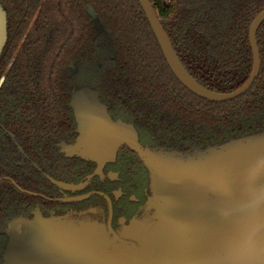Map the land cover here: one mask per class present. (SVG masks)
Returning <instances> with one entry per match:
<instances>
[{"label":"trees","instance_id":"16d2710c","mask_svg":"<svg viewBox=\"0 0 264 264\" xmlns=\"http://www.w3.org/2000/svg\"><path fill=\"white\" fill-rule=\"evenodd\" d=\"M149 2L177 59L198 84L230 93L246 82L252 68L248 29L264 11V0ZM0 7L6 17L0 125L27 152L51 153L49 140L65 121L75 84L65 71L70 60L79 71H91L95 93L160 151L185 154L264 132V23L256 32L257 79L245 95L216 104L198 99L174 78L136 0H0ZM17 161L0 129V178L16 181ZM11 194L20 199L0 182V209Z\"/></svg>","mask_w":264,"mask_h":264},{"label":"water","instance_id":"95a60500","mask_svg":"<svg viewBox=\"0 0 264 264\" xmlns=\"http://www.w3.org/2000/svg\"><path fill=\"white\" fill-rule=\"evenodd\" d=\"M136 1L168 69L184 89L218 104L248 91L259 71L255 34L264 11L249 26L250 77L240 89L219 94L188 75L149 0ZM4 42L0 10V51ZM71 106L79 133L74 153L101 160L126 147L141 161L149 193L142 212L118 233L109 226L110 213L107 226L85 217L58 223L62 230L52 242L27 239L26 223L18 222L7 230L3 264H264V132L185 154L151 151L138 143L131 125L110 119L95 92L77 91ZM165 236L170 249L152 260L149 249Z\"/></svg>","mask_w":264,"mask_h":264},{"label":"flooded vegetation","instance_id":"af4514ba","mask_svg":"<svg viewBox=\"0 0 264 264\" xmlns=\"http://www.w3.org/2000/svg\"><path fill=\"white\" fill-rule=\"evenodd\" d=\"M42 6H44V2L39 4L37 8L41 9ZM0 10L2 11L1 7ZM86 12L93 21L95 17L91 10L86 9ZM31 26L32 24L28 28L30 29ZM29 29L23 36L24 41L29 35ZM5 43L6 35L0 53ZM12 61L8 67L11 66ZM65 71L73 75L75 84L72 86L73 90L70 92L69 99H66L65 121L62 127L56 130L55 136L49 140L50 155L27 152L30 150L22 149L16 143L15 137L0 125V129L10 139L18 154V161L13 169L16 181L9 177H2L0 182L9 183L20 196L19 199L11 194L6 204V209H0V264H3V254L10 240L7 230L18 222L26 223L27 226H24V228H27L25 231L27 239L36 242H52L56 240V235L59 236L62 230L60 224L56 225L58 223L74 222L78 218L85 217L107 226L110 213L109 226L114 233H118L130 220L141 214L142 207L149 195L147 172L143 169L138 157L126 147L117 148L114 155L101 158V160L90 159V157L82 153L76 154L72 151L79 137L77 117L71 106L73 94L81 89H88L93 92L95 90L91 87V71L87 68L84 71H79L75 61L70 60L65 65ZM84 73L86 74L85 76H83ZM2 82L3 79L1 78L0 85ZM97 95L100 104L105 107L113 122H121L133 126L132 123L126 121L123 115L113 111L107 101L101 99L98 93ZM133 128L137 134L138 143L142 147L151 151L162 150L146 140L143 132H140L134 126ZM129 167H133L134 170ZM21 196L24 197L23 200H21ZM18 201L19 203H17ZM15 232L18 233L17 230Z\"/></svg>","mask_w":264,"mask_h":264},{"label":"rangeland","instance_id":"374dc122","mask_svg":"<svg viewBox=\"0 0 264 264\" xmlns=\"http://www.w3.org/2000/svg\"><path fill=\"white\" fill-rule=\"evenodd\" d=\"M169 239L165 236V239H160V241H156L153 246L149 249V254L152 256L151 259L155 258H163L168 250L170 249Z\"/></svg>","mask_w":264,"mask_h":264}]
</instances>
